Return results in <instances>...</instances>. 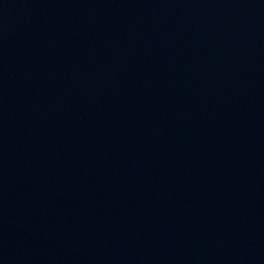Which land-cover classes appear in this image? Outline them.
I'll list each match as a JSON object with an SVG mask.
<instances>
[{
    "label": "water",
    "instance_id": "obj_1",
    "mask_svg": "<svg viewBox=\"0 0 264 264\" xmlns=\"http://www.w3.org/2000/svg\"><path fill=\"white\" fill-rule=\"evenodd\" d=\"M143 264H264V0H78Z\"/></svg>",
    "mask_w": 264,
    "mask_h": 264
}]
</instances>
